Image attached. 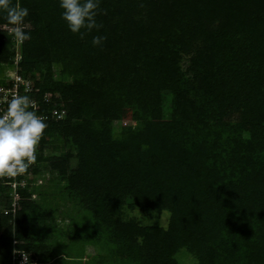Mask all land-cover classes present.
Here are the masks:
<instances>
[{
	"label": "trees",
	"instance_id": "obj_1",
	"mask_svg": "<svg viewBox=\"0 0 264 264\" xmlns=\"http://www.w3.org/2000/svg\"><path fill=\"white\" fill-rule=\"evenodd\" d=\"M12 3L29 9L31 39L17 45L0 12V86L10 71L29 80L21 95L48 127L16 177V207L0 177V264L22 252L26 264L69 263L66 247L29 239L31 219L57 212L32 185L49 162L53 196L86 204L84 242L109 251L105 264H182L181 251L197 264H264V0H101V28L83 38L59 0ZM137 207L167 211V226L127 217Z\"/></svg>",
	"mask_w": 264,
	"mask_h": 264
},
{
	"label": "clouds",
	"instance_id": "obj_2",
	"mask_svg": "<svg viewBox=\"0 0 264 264\" xmlns=\"http://www.w3.org/2000/svg\"><path fill=\"white\" fill-rule=\"evenodd\" d=\"M100 3L101 0H59V7L63 9L61 18L70 32L83 38L93 29L99 31L101 28L96 19ZM0 12L13 26L12 36L17 43L31 39L30 33L25 31V18L29 15L27 7L13 4L12 0H0ZM106 39L104 35H96L91 43L94 47H102ZM47 127L28 95H12L6 109L0 112V177H17L27 172L36 162L37 146Z\"/></svg>",
	"mask_w": 264,
	"mask_h": 264
},
{
	"label": "rangeland",
	"instance_id": "obj_3",
	"mask_svg": "<svg viewBox=\"0 0 264 264\" xmlns=\"http://www.w3.org/2000/svg\"><path fill=\"white\" fill-rule=\"evenodd\" d=\"M147 72L148 71L146 70L145 80L147 83H149ZM9 74L13 75L14 72L10 71ZM144 100L145 116H148L149 101L147 100L146 96ZM236 134L238 133L230 132V135L228 134L227 139L229 141H232L233 135ZM183 135L184 137H187L186 132H184ZM222 139H224L223 136ZM245 139L246 138H242V141H246ZM51 164L54 167L53 169L50 168ZM51 164L49 162V169L45 171L43 178H38L32 185L34 187L38 186V191L40 192L39 194L36 193L34 195L35 199L39 200V198H42V196L46 195L43 197V205L55 207L57 209V212L55 213L54 218L50 221V223L47 222L45 224L44 222H40L36 219H31L29 222V226L32 230H34L32 232L33 237L29 239L38 241L48 239L49 242H52L55 246L59 247L60 252H63V248L66 247L64 254L67 259H70L68 261V264H86L87 261H93L94 258H97V264H105L111 258V255L108 254L109 251L102 249L101 251H99V249L96 248V242H84V238L87 234L85 230H87L88 228L87 220L89 217L88 213L85 212L86 204L83 203L81 199L75 197L74 192L67 193V195L64 197L53 196L55 193L53 191L55 190V186H52V184L53 182H56V185H58L59 171H56V165L54 163ZM27 176L33 177L31 172L28 173ZM42 187L45 188V190L47 189L46 192H43L41 190ZM40 201L42 202V200ZM137 208H125V213L128 215L127 217H136L137 220L146 225L156 224L163 227L167 226L169 217V213L167 211L157 212L152 209L138 208L140 211L139 212ZM96 224H100V227H98L99 229L97 228L96 232L94 230V233H92L91 237L98 240L100 236V229L102 226L101 224L106 223L101 220V222L99 221ZM110 250L112 251L111 248ZM178 257L182 264H197L195 258L189 254H186L185 252H179Z\"/></svg>",
	"mask_w": 264,
	"mask_h": 264
},
{
	"label": "built area",
	"instance_id": "obj_4",
	"mask_svg": "<svg viewBox=\"0 0 264 264\" xmlns=\"http://www.w3.org/2000/svg\"><path fill=\"white\" fill-rule=\"evenodd\" d=\"M14 74L11 75L12 83H6L5 86H0V112H3L7 107V101L11 99L13 94L21 95V93L25 91H31V84L29 80L22 78L20 75H18L15 71H13ZM21 86H23V89H21ZM35 105V103H34ZM52 114L55 119H61L64 114L65 110H53ZM41 116V115H39ZM43 118H46L42 116ZM12 180L9 182L12 187V193H13V203L12 206H17V200L19 198V193L17 190V187H24L26 184V180L22 179L21 181H17L16 177H11ZM14 259H17V264H26L29 260L28 254L22 252L20 254H17Z\"/></svg>",
	"mask_w": 264,
	"mask_h": 264
}]
</instances>
